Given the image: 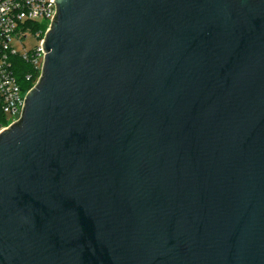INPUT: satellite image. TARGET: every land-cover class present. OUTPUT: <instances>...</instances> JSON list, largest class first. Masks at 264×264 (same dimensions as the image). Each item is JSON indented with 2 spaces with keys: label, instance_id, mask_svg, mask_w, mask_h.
<instances>
[{
  "label": "water",
  "instance_id": "obj_1",
  "mask_svg": "<svg viewBox=\"0 0 264 264\" xmlns=\"http://www.w3.org/2000/svg\"><path fill=\"white\" fill-rule=\"evenodd\" d=\"M54 4L0 264H264V0Z\"/></svg>",
  "mask_w": 264,
  "mask_h": 264
},
{
  "label": "built area",
  "instance_id": "obj_2",
  "mask_svg": "<svg viewBox=\"0 0 264 264\" xmlns=\"http://www.w3.org/2000/svg\"><path fill=\"white\" fill-rule=\"evenodd\" d=\"M54 0H0V131L15 122L22 111L26 94L38 80L44 58L42 42L55 14ZM45 29L35 28L39 24ZM34 34L37 45L19 52L14 43ZM17 59L29 63L39 72L37 80L28 89L22 88L17 73ZM30 74L25 75L28 80Z\"/></svg>",
  "mask_w": 264,
  "mask_h": 264
},
{
  "label": "trees",
  "instance_id": "obj_3",
  "mask_svg": "<svg viewBox=\"0 0 264 264\" xmlns=\"http://www.w3.org/2000/svg\"><path fill=\"white\" fill-rule=\"evenodd\" d=\"M34 27L35 28L42 27V29H45L46 25L44 23V24L36 25ZM16 73H17L18 81L20 85L22 86V88L24 89H28L29 87H31L33 83H35L39 75V72L35 70L29 63L18 60V59L16 63ZM27 73L31 75V77L28 80L25 79V75Z\"/></svg>",
  "mask_w": 264,
  "mask_h": 264
},
{
  "label": "rangeland",
  "instance_id": "obj_4",
  "mask_svg": "<svg viewBox=\"0 0 264 264\" xmlns=\"http://www.w3.org/2000/svg\"><path fill=\"white\" fill-rule=\"evenodd\" d=\"M38 39L34 34L28 33L21 42H15L14 47L17 51L23 52L25 50H31L35 45H37Z\"/></svg>",
  "mask_w": 264,
  "mask_h": 264
}]
</instances>
